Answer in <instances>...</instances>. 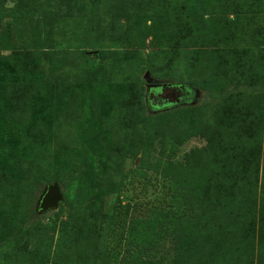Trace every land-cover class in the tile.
Returning a JSON list of instances; mask_svg holds the SVG:
<instances>
[{"label":"rangeland","instance_id":"rangeland-1","mask_svg":"<svg viewBox=\"0 0 264 264\" xmlns=\"http://www.w3.org/2000/svg\"><path fill=\"white\" fill-rule=\"evenodd\" d=\"M200 17L211 34L198 44L183 35L173 48L170 39L182 34H167V27L180 24L184 33L183 24ZM214 26L222 30L217 44L210 42ZM8 57L13 67L4 64ZM6 76L26 78L31 87L22 116L2 96ZM230 109L247 121L227 119ZM36 131L42 166L62 180V200L41 210L46 188L56 182L36 185L25 225L74 216L79 228L96 230L109 243V255L94 258L97 263L122 264L148 230L169 234L159 219L173 208L181 213L169 198L172 181H229L242 200L257 169L258 213L264 0H0V162L13 134ZM77 178L76 199L67 203L63 194ZM4 223L0 213V264H16L14 236ZM219 226L223 231L204 249L209 259L244 249L232 230ZM155 236L143 242L159 256V246L150 245L159 243ZM201 261L197 256L193 264ZM165 264L188 263L172 258Z\"/></svg>","mask_w":264,"mask_h":264},{"label":"trees","instance_id":"trees-1","mask_svg":"<svg viewBox=\"0 0 264 264\" xmlns=\"http://www.w3.org/2000/svg\"><path fill=\"white\" fill-rule=\"evenodd\" d=\"M190 24L189 27L183 24L187 31L184 33L180 24L176 23L173 28L167 27L172 29L167 34H174L176 31L182 34L181 39L177 38L178 35L177 40L170 39L172 47L179 44V41L182 44L183 35L185 41L190 40V43L198 44L211 34L204 27L202 18ZM214 28L216 31L210 36V42L217 44L220 41L215 42L214 39L218 38L222 30L216 26ZM13 62L14 59L8 57L4 64L7 68L13 67ZM19 62V66H28L27 63ZM94 69L95 66L91 63V70ZM25 79L20 81L6 76V84L4 83L2 90L8 97L2 95L7 99L9 108L19 111L18 115L26 113L25 96L31 93V87ZM139 100H142L141 97ZM125 108L126 111H131L129 106L126 105ZM235 111L230 109L224 116L234 122L235 119L247 121ZM41 139L42 135L37 131L26 136H19L18 132L13 134L6 148L9 154L0 162V213L5 217L4 226L14 236L15 245L12 250L17 255L16 264H100L94 260L109 255V243L106 244L98 238L96 230L92 229L91 232L95 234L91 235L85 228H79L74 216L58 223L25 225V206L36 185H49L52 181L62 186V180L49 177V169L45 170L42 166L45 156L41 153V145H38ZM88 162L94 165L91 159ZM216 171L218 169L214 172ZM253 178L248 197L242 200H238L239 192L229 181L223 182L215 178L204 181L201 177L193 181V184L187 179L172 181L169 198L180 206L181 213H173L174 208L160 213L159 222L169 225L168 235L161 232L155 236L148 230L143 236V241H147L150 236L160 239L159 243L150 244L153 249L159 246L160 255H154L141 239V244L137 243L134 248H129L134 252L122 264H165L172 258L181 263L193 264L197 256L199 260H203L198 264H264V201L260 204L262 209L258 213L255 212L257 169ZM75 181L63 194L67 203H73L76 199V194L72 191L78 187V178ZM59 189L61 191L60 187ZM243 200L247 207L242 204ZM219 223L226 227L224 230H232L229 234L236 241H242L240 243L244 249L224 251L221 260L209 259L204 249L214 236L218 237L223 231H220Z\"/></svg>","mask_w":264,"mask_h":264},{"label":"water","instance_id":"water-1","mask_svg":"<svg viewBox=\"0 0 264 264\" xmlns=\"http://www.w3.org/2000/svg\"><path fill=\"white\" fill-rule=\"evenodd\" d=\"M156 88V86H151ZM62 200L61 191L57 183H53L46 188L45 194L41 198L40 208L43 211L57 208L59 202Z\"/></svg>","mask_w":264,"mask_h":264}]
</instances>
